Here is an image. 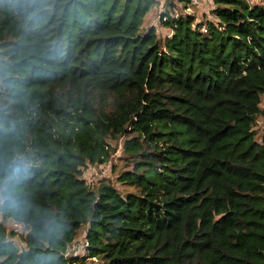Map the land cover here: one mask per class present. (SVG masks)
Masks as SVG:
<instances>
[{"label":"trees","instance_id":"16d2710c","mask_svg":"<svg viewBox=\"0 0 264 264\" xmlns=\"http://www.w3.org/2000/svg\"><path fill=\"white\" fill-rule=\"evenodd\" d=\"M178 2L164 38L158 0H0V154L34 157L0 264H264V6L214 0L203 31ZM120 139L132 188L87 183Z\"/></svg>","mask_w":264,"mask_h":264},{"label":"rangeland","instance_id":"374dc122","mask_svg":"<svg viewBox=\"0 0 264 264\" xmlns=\"http://www.w3.org/2000/svg\"><path fill=\"white\" fill-rule=\"evenodd\" d=\"M158 1L159 4L151 9L147 14L145 18V26L149 27L151 25H154L158 29L161 37L165 38L168 35L172 36V31L164 27L162 24L163 19L161 14L165 11L166 0ZM249 2L251 5L264 6V0H249ZM215 8L216 5L214 3V0H199L198 4L187 7L186 9L178 2L173 13L175 17L177 15L180 16L185 13L190 14L195 20L194 25L200 24L202 26V29L204 30L206 29V23L208 21L217 22L213 13ZM262 105L264 107V100ZM255 131L256 139L261 141L264 135V118H259L255 126ZM123 141V139L119 140V142L117 143L118 146L116 152L112 154L110 160L107 162V166L102 168L103 170L97 169L96 171H92L91 173L87 174V176L85 175V180L90 183V185L97 186L101 183L102 180H105L106 182L114 184L122 192H126L132 188L122 184V182L118 180L121 172L123 170L129 169L130 167L129 163L123 158L125 155L123 150ZM5 224L9 232L14 231L16 234L15 236L9 237L12 238L19 247L23 246V236L25 235L23 227L21 225L18 226L14 222L9 220H7ZM88 228V225H84L80 229L77 238L70 246L69 254L79 257L85 256L87 254L85 242L87 240ZM101 263V260L98 258H88L84 264ZM78 264H80V261L78 262Z\"/></svg>","mask_w":264,"mask_h":264},{"label":"clouds","instance_id":"9594fccd","mask_svg":"<svg viewBox=\"0 0 264 264\" xmlns=\"http://www.w3.org/2000/svg\"><path fill=\"white\" fill-rule=\"evenodd\" d=\"M33 165V156L15 148L7 154H0V211L23 208V189Z\"/></svg>","mask_w":264,"mask_h":264},{"label":"built area","instance_id":"2783aa9c","mask_svg":"<svg viewBox=\"0 0 264 264\" xmlns=\"http://www.w3.org/2000/svg\"><path fill=\"white\" fill-rule=\"evenodd\" d=\"M191 3L194 4V5L198 4L199 0H192ZM204 30L206 31V29H204ZM105 166H107V162L101 163V164H90L89 162H87L86 165L83 167V170H84L83 177H84V179H85V175L87 176V174L91 173L92 171H96L97 169L103 170L102 168H104ZM15 224L18 225V226L21 225L23 227L22 224H19V223H15ZM87 245H88V240H86V242H85V246L86 247H87ZM68 254H69V252H68ZM73 264H78V262L75 261V262H73Z\"/></svg>","mask_w":264,"mask_h":264}]
</instances>
